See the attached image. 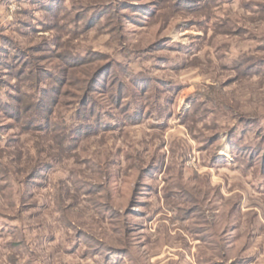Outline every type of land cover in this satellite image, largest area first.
Returning a JSON list of instances; mask_svg holds the SVG:
<instances>
[{
  "label": "rangeland",
  "instance_id": "obj_1",
  "mask_svg": "<svg viewBox=\"0 0 264 264\" xmlns=\"http://www.w3.org/2000/svg\"><path fill=\"white\" fill-rule=\"evenodd\" d=\"M0 264H264V0H0Z\"/></svg>",
  "mask_w": 264,
  "mask_h": 264
},
{
  "label": "trees",
  "instance_id": "obj_2",
  "mask_svg": "<svg viewBox=\"0 0 264 264\" xmlns=\"http://www.w3.org/2000/svg\"><path fill=\"white\" fill-rule=\"evenodd\" d=\"M98 75H94L93 76V78H92V80H91V82H90V86H89V91L88 92H86V94H89V93H91V92H93L94 90H95V88H96V86H97V81H98V77H97ZM85 100H86V97H85ZM83 105L82 106H87V104H86V101H83V103H82ZM77 111H81V110H77ZM49 113V112H48ZM82 125H83V123H81ZM89 124H87L86 126H88ZM37 130H40V131H42V132H44L45 131V135H49L50 134V132L49 131H47L46 129H44L43 128V126L41 127V128H39V129H37ZM66 148H68V147H66ZM65 148V150L67 151V149Z\"/></svg>",
  "mask_w": 264,
  "mask_h": 264
}]
</instances>
